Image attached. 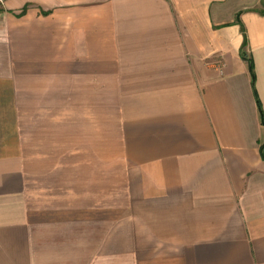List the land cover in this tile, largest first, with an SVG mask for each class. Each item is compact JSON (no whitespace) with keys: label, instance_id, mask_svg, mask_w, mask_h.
I'll list each match as a JSON object with an SVG mask.
<instances>
[{"label":"crops","instance_id":"1","mask_svg":"<svg viewBox=\"0 0 264 264\" xmlns=\"http://www.w3.org/2000/svg\"><path fill=\"white\" fill-rule=\"evenodd\" d=\"M263 155L264 0L0 4V264H264Z\"/></svg>","mask_w":264,"mask_h":264},{"label":"trees","instance_id":"2","mask_svg":"<svg viewBox=\"0 0 264 264\" xmlns=\"http://www.w3.org/2000/svg\"><path fill=\"white\" fill-rule=\"evenodd\" d=\"M249 72H250V74H251V78H252V82H253V77H254V75H253V67H252V64L249 62ZM259 107V106H258ZM260 108V107H259ZM260 110V109H259ZM263 157H264V155H263Z\"/></svg>","mask_w":264,"mask_h":264},{"label":"built area","instance_id":"3","mask_svg":"<svg viewBox=\"0 0 264 264\" xmlns=\"http://www.w3.org/2000/svg\"><path fill=\"white\" fill-rule=\"evenodd\" d=\"M4 0H0V4H3Z\"/></svg>","mask_w":264,"mask_h":264}]
</instances>
